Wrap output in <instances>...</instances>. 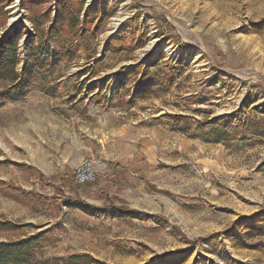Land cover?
<instances>
[{"label":"rangeland","instance_id":"374dc122","mask_svg":"<svg viewBox=\"0 0 264 264\" xmlns=\"http://www.w3.org/2000/svg\"><path fill=\"white\" fill-rule=\"evenodd\" d=\"M5 1L27 72L0 79V241L45 233L50 264H264V0H59L64 50L28 19L58 0Z\"/></svg>","mask_w":264,"mask_h":264},{"label":"trees","instance_id":"16d2710c","mask_svg":"<svg viewBox=\"0 0 264 264\" xmlns=\"http://www.w3.org/2000/svg\"><path fill=\"white\" fill-rule=\"evenodd\" d=\"M58 13L55 14V18L48 20L46 12L44 13H31L28 15L29 21L35 28L40 40L59 41L60 48L64 50V44L69 43L68 39H78L79 33L73 30L74 26L78 24V12L75 16L69 15L63 22L61 15V2L58 0ZM6 1L0 0V31L5 27L7 19ZM61 10L66 12V7H62ZM88 13V9L86 10ZM87 13L84 16L85 22L87 20ZM62 22V23H61ZM47 24V28L44 29V24ZM23 36V27L20 24H13L10 30L0 35V79L10 81L13 84V88L19 87L22 84V77L27 72V67L23 69L22 73H18L16 66L19 62L18 55V42ZM47 38V39H46ZM49 38V39H48ZM49 47V46H48ZM36 46L34 43L29 42L27 47L28 60L33 54ZM114 211L120 210V208H113ZM131 212V211H128ZM45 233H39L30 237L14 241H0V264H50V260H39L36 258V252L41 247L42 240ZM88 259V262L93 261L92 257L87 255L71 256L72 259ZM57 261V259H54Z\"/></svg>","mask_w":264,"mask_h":264},{"label":"built area","instance_id":"2783aa9c","mask_svg":"<svg viewBox=\"0 0 264 264\" xmlns=\"http://www.w3.org/2000/svg\"><path fill=\"white\" fill-rule=\"evenodd\" d=\"M97 170L95 163L89 157L82 158L74 171V179L76 183L85 184L95 181Z\"/></svg>","mask_w":264,"mask_h":264},{"label":"bare ground","instance_id":"6f19581e","mask_svg":"<svg viewBox=\"0 0 264 264\" xmlns=\"http://www.w3.org/2000/svg\"><path fill=\"white\" fill-rule=\"evenodd\" d=\"M17 18L16 12L12 13L11 21L14 22V20Z\"/></svg>","mask_w":264,"mask_h":264}]
</instances>
